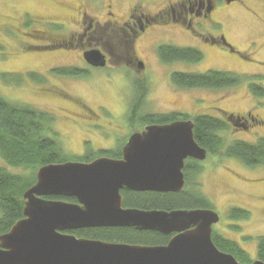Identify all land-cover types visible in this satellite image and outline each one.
Returning a JSON list of instances; mask_svg holds the SVG:
<instances>
[{"label": "rangeland", "instance_id": "rangeland-1", "mask_svg": "<svg viewBox=\"0 0 264 264\" xmlns=\"http://www.w3.org/2000/svg\"><path fill=\"white\" fill-rule=\"evenodd\" d=\"M131 4L153 14L161 8L163 0H0V74H6L4 82L0 81V95L51 112L55 118L53 129L58 133L63 153L69 158L118 148L134 130L142 127L137 121L133 123L135 127L127 122L134 81L141 79L147 82L142 112H176L190 118L199 114L222 118L220 110L241 118L252 114L260 123H252L247 130L230 127L219 133L224 148L236 140L254 142L264 137V98L251 95L246 82L233 88L183 89L170 80L174 71L219 70L258 76L264 86V0H216L212 15L193 20L197 33L224 34L244 57L219 46L201 45L190 35L191 31L175 23L152 24L149 33L134 43L136 54L147 65L145 71L138 69L134 75L124 64L110 62L112 66L105 68L85 65L80 51L90 50L86 44L80 50L77 47L35 49L49 43L47 34L57 39L79 33L81 8L86 13V21L92 18L102 24L108 19L113 25L109 32L121 31ZM57 24L60 28L52 29ZM253 41L256 45L251 44ZM168 43L197 46L203 58L196 63L160 62L155 51L159 45ZM61 66L78 68L81 73L47 75L51 68ZM29 71L43 75L44 79L32 80L26 76ZM13 74L20 75V80H13ZM51 84L66 93L59 96L46 91L52 88ZM80 105H85L91 114L81 110ZM0 165H4L1 158ZM199 165L200 172L192 184L199 182V190L220 217L212 227L211 237L214 233L235 241L251 261L256 259V238L264 235V167H249L222 155H207ZM10 169L24 173L21 168ZM231 208L247 210L248 217L231 219L228 216Z\"/></svg>", "mask_w": 264, "mask_h": 264}, {"label": "water", "instance_id": "water-1", "mask_svg": "<svg viewBox=\"0 0 264 264\" xmlns=\"http://www.w3.org/2000/svg\"><path fill=\"white\" fill-rule=\"evenodd\" d=\"M82 56L94 67L105 65L98 49ZM193 126L190 119L146 125L128 137L121 159L40 166L35 183L23 193V217L0 235V264H242L213 243L212 226L219 221L214 210L123 207L120 191L124 188L138 192L184 188L185 160L202 161L207 156L193 137ZM47 196L74 197L78 203ZM98 227H134L173 236L166 245L150 246L65 233ZM248 264L264 262L255 259Z\"/></svg>", "mask_w": 264, "mask_h": 264}, {"label": "trees", "instance_id": "trees-1", "mask_svg": "<svg viewBox=\"0 0 264 264\" xmlns=\"http://www.w3.org/2000/svg\"><path fill=\"white\" fill-rule=\"evenodd\" d=\"M154 19L157 20L156 22L160 21L157 17ZM59 28L60 25L58 24L52 27V29ZM124 28L123 26L121 30ZM47 47L48 45L45 44L39 45L35 49H46ZM156 51L164 63L175 61L196 63L203 58L201 50L194 47L159 45ZM236 54L240 55L239 52ZM50 73L62 76H78L81 71L78 68L58 67L50 69ZM26 74L36 82H41L44 79L43 75L37 72L29 71ZM13 76V80L16 78L18 81L20 80V75L13 74ZM255 77L257 78L255 79ZM5 78L6 74H0V81L4 82ZM170 80L174 86L183 89L233 88L246 82L251 95L264 98L262 79L253 75H241L232 71L219 70L173 72L170 75ZM134 90L127 110L129 126L135 125L133 124L135 121L140 123L143 128L146 125L164 124L177 119H191L194 123L193 137L198 145L206 149L208 156L222 155L235 158L249 167H264V137H259L254 142L236 140L224 148V140L219 136V133L225 132L230 127L232 129L238 128L239 122L235 117L238 115L222 110H220L223 115L222 118L205 114L190 118L187 114L176 112L166 114L142 112L146 100L147 82L145 80L138 82L135 84ZM239 116L241 118V115ZM247 117L248 119L253 117L254 124L260 123V120L252 114H248ZM54 119L51 112L38 109L29 103L11 101L0 95V158L4 163V165H0V235L7 232L17 220L23 217V193L35 183L36 171L40 166L70 160H90L93 157L91 153L88 154L87 152L84 157L73 156L71 158L63 153L62 145L58 140V133L52 126ZM241 123L243 122H240V125ZM199 163V161L191 158L185 160L186 185L180 191L133 192L124 188L121 191L123 206L141 210L163 211L211 209L210 201L199 190V182L192 184L200 172ZM10 168H21L24 173L11 172ZM248 214L247 210L241 208H231L228 212L231 219H246ZM74 234L107 242L150 246L166 245L173 235L152 230H138L134 227L83 228ZM211 238L220 251L233 255L241 263L251 262L248 253L237 242L214 233ZM256 258L264 262V235L256 238Z\"/></svg>", "mask_w": 264, "mask_h": 264}, {"label": "flooded vegetation", "instance_id": "flooded-vegetation-1", "mask_svg": "<svg viewBox=\"0 0 264 264\" xmlns=\"http://www.w3.org/2000/svg\"><path fill=\"white\" fill-rule=\"evenodd\" d=\"M106 6L109 7L110 4H106ZM133 7H135V4L133 5L131 4V6L129 7L127 11L125 21L123 24L125 28L118 32H111V31L109 32V28L113 27V25H111L112 24L111 20H108V19L104 20L102 24H100L98 21L93 20L92 18H89L86 21L87 19L86 13L81 8L80 22H79L80 27H81L80 32L77 34H69L66 37L63 36L57 39L53 38L52 35L47 34V36L49 35L50 36L48 38L49 43H47L48 47L45 50L73 49V48L76 49V47L78 50H80V47L86 44L88 45L89 49H98L103 54L105 58V65L103 67H94L88 64L87 62L84 61L82 57V54L84 51H80L81 53L80 57L83 59V62L85 65H88L94 68H105L107 66H112L110 62H114L115 65L124 64L126 68L131 72V74L134 75L135 72H138V69L144 70V71L147 69L146 63L143 62V60H141L135 52L134 43H136L138 40H140L142 37L146 36L149 33V30H150L149 27H151L152 24L168 25V24L175 23L191 31L193 34H190V35L193 38L197 39V41L201 43V45L210 44V47H214V48H216V46H219L223 48L224 50H226L227 52H230L229 47L226 45L227 43L233 47L234 51L239 52L241 56L243 55L238 48L232 45L225 38L224 34H210V33L200 34V33H197L193 29L194 18L198 16L199 17H209L210 15H212V13L214 12L216 8V0H163V4L161 8H159V10H156V12L153 14L141 10L139 6H138L139 8L137 7L133 8ZM110 13L111 12H109V14ZM155 17L159 18L160 21L156 22L157 20L154 19ZM123 26H121V28H123ZM251 44L256 45V42L253 41L251 42ZM161 45H170V44L168 43V44H161ZM171 45H174V44H171ZM189 47L197 48V46H189ZM250 47H252V45H250ZM217 50L219 49L217 48ZM155 52L157 55V51ZM232 54H236V53H232ZM157 57L159 58L158 55ZM158 60L160 62H163L160 58ZM166 64H171V63H166ZM63 67H70V66H63ZM53 68H58V67H53ZM72 68H75V67H72ZM48 73H50V70L49 72H47L48 76L56 75L54 73H50L49 75ZM58 76H62V75H58ZM59 78L61 79V77ZM142 80L144 79L135 80L134 88H135V84H138V82H141ZM51 85H52V88H48L46 89V91H49L50 93L56 94L59 96H63V94L66 93L62 88L57 87L53 84ZM80 109L86 111L88 114H91L90 111L85 107V105L83 106L80 105ZM236 120L239 122V125H237L238 128L240 129V126H241V128L246 129V130L255 121L253 117H251V119H248L247 117H242L239 120L237 117ZM240 122H243V123H241L240 125ZM143 128L141 127L136 131H140ZM124 145H125V142H123L118 148L99 149L94 152L92 151L91 154L93 157L90 160H75V161L90 162L100 157L121 159L122 149ZM84 155H86V153ZM84 155H82V157H84ZM78 157H81V156H78ZM184 168H185V162H184ZM184 168L182 172L184 174V179H185ZM133 192H138V191H133ZM45 198L50 199V200L65 201L69 203H78L76 198L74 197L47 196ZM122 204H123V198H122ZM124 208H128V207H124ZM78 230L80 229L65 231V233L72 234L78 238H84V237H80L74 234ZM87 239H90V238H87ZM96 240H100V239H96Z\"/></svg>", "mask_w": 264, "mask_h": 264}]
</instances>
